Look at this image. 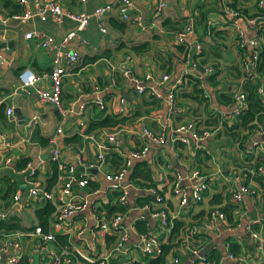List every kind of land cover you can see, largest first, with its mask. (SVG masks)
I'll return each instance as SVG.
<instances>
[{
	"label": "crops",
	"instance_id": "1",
	"mask_svg": "<svg viewBox=\"0 0 264 264\" xmlns=\"http://www.w3.org/2000/svg\"><path fill=\"white\" fill-rule=\"evenodd\" d=\"M56 1L65 9L80 12L91 11L105 4H115L118 0H86L85 3L79 0ZM133 1L143 16V24L147 26L145 30L121 21L116 10H113L102 21L106 34L100 33L92 22L85 33L76 37L69 45L79 57L74 66L66 69L62 100L65 107L73 108V114L61 122L52 105L38 103L33 94L21 95V124L15 115L9 118L5 114L7 107L14 109L13 102L20 85L18 73L23 69L31 70L42 77L41 84L49 88L47 77L51 70L47 54L38 47L36 41L24 40V35L43 31L59 41L74 29V25L68 21L54 25L50 20L45 23L32 20L20 25L14 16L2 8L0 0V16L7 18L6 30L0 25V38L4 29L6 44L3 46L7 48L0 52V132L4 134L0 137V155L11 158L8 168H0V216L5 215L0 221L16 218L23 229L40 226L35 211L41 207L25 203L27 191L21 195V204L13 209L10 206L11 196L19 191L23 193L26 189L24 168H17V164L23 160L37 168L42 187H53L48 180L51 175V151L55 147L52 139L55 136L58 137L56 145L60 160L66 166L76 167L79 173H84L102 190L109 186L105 175L116 170L112 158H122L124 161L130 152L147 145V156L131 163L123 181V185L129 187L126 212L123 214V226L128 229L129 238L124 250L109 258V264H147L148 259H152L141 252L139 232L135 228V223L142 221L145 222V231L159 232L158 220L143 211L139 203L140 198L151 196L147 191L150 184H154L157 191L165 197V207L173 221L179 220L187 224L197 218L196 221L200 223L194 226L202 231L207 220L209 222L208 213L211 211L222 212L227 224L228 218H232L235 229L231 231L224 230L225 222L214 221L209 230L200 233L206 238V255L212 252L218 255L216 264H264V247L262 250L258 249L257 243L245 233L250 220L264 219L263 188L251 177L255 175L253 161L264 159V127H260L261 119L244 124L240 117L233 118L229 106L231 96L242 91L245 83L250 81L258 85L264 84V78L258 69L251 73L243 69L244 56L237 47L234 27V24L238 25L246 38H257L264 50V15L258 13L256 0H167V8L158 18H154L152 15L156 0ZM225 6L235 9L239 15L231 19L225 14ZM190 16L196 19L192 40L201 45L199 52L194 49L191 51V61L187 57V48L178 45L175 39V33L186 24ZM110 19L124 24V29L118 31L109 28ZM208 21L213 24V34L209 41L206 39ZM82 39L86 41L85 44ZM144 44L148 45L146 52L136 53L132 50L133 46ZM92 57L100 58L88 62ZM194 60L198 62L196 68L191 64ZM205 68L212 69L210 76L204 74ZM126 71L142 80L146 90L154 86L156 94L161 98H155L148 91L137 94L134 85L121 76ZM165 75L168 76V81L160 83ZM168 94L174 98L172 105L167 103ZM121 100L124 102L121 103ZM261 102L264 104V100ZM122 109L124 112H121ZM106 117L122 122L113 128L96 129L87 133L90 124L103 121ZM189 122H195L200 133L208 134L205 141L197 144L186 135L189 142L183 144L181 137L174 135L175 127ZM58 128L61 129L59 135ZM143 129L156 136H163L164 144H152L142 136ZM111 134H115L116 142L110 145L100 167L96 145ZM34 137H40L48 144L41 146L33 140ZM75 137H79L77 142H67ZM197 145L202 148H197ZM141 161L146 164L151 182H146L143 186L134 185L130 190L133 184L129 181V171L135 162ZM94 170L96 174L90 173ZM194 170L199 171L208 182V191L201 203L182 207L179 197L173 192V176L179 173L182 180L178 185L188 191L190 185L197 182L189 179ZM243 184L255 193L251 196L244 195L241 203L234 205L230 201V195ZM9 190L11 195L8 194L9 197L5 199ZM89 191L90 189L82 192ZM216 196H223L220 204H212ZM225 196L228 197L227 200L224 199ZM153 201L148 204H154ZM111 206L114 208L117 205ZM162 206L155 204L151 207L159 209ZM224 208L226 212L223 211ZM111 216L106 215L107 218ZM48 227L49 219L45 230ZM92 228L93 219L86 210L74 215L66 224L56 227L54 235L56 240L64 239L67 246L70 241L76 247H85L91 244L89 231ZM189 229L186 226L185 231ZM255 230L264 236V224L256 226ZM80 231L83 234L79 239ZM166 236L170 239V235L163 234L160 238L164 239ZM115 237L116 235H107L100 239L96 250L107 252ZM228 240L242 250L241 263L225 256L224 247ZM21 244L24 253L21 262L48 263L49 256L39 250L36 239L26 235L22 237ZM47 246L49 250H61L65 247H58L56 241ZM7 255L0 260V264H6ZM187 256L185 264H189ZM172 257L170 255L168 263ZM29 259H32V263ZM209 264L215 263L210 261Z\"/></svg>",
	"mask_w": 264,
	"mask_h": 264
},
{
	"label": "built area",
	"instance_id": "2",
	"mask_svg": "<svg viewBox=\"0 0 264 264\" xmlns=\"http://www.w3.org/2000/svg\"><path fill=\"white\" fill-rule=\"evenodd\" d=\"M15 5L20 7V13L14 17L19 21L20 25H24L32 20H37L40 23L48 22L49 20L54 25H61L68 21L74 25V29L68 32L61 40L56 41L52 36L46 34L43 31H33L24 35V40L36 41L38 47L43 50L50 58L51 70L48 74L49 88H45L42 84V77L37 75L28 69H23L18 73L19 80V91L21 95L33 94L40 104L52 105L59 115L61 122L65 121L67 117L73 114L72 107H65L62 100V86L66 77L67 67L74 66L78 61V53L72 51L69 48L71 42L78 36H82L89 25L94 22L100 33L106 34L107 30L102 25L103 19L110 14L113 10H116L119 18L123 22H129L134 24L138 29L145 30L147 26L143 24V16L139 11L136 3L133 0H118L115 4H105L91 11L81 10L80 12H73L69 9H65L61 3L56 0H10ZM81 3H85L86 0H79ZM227 0H223L226 2ZM256 6L259 9H264V0H256ZM167 8V0H156L154 3L153 17L158 18L162 12ZM225 14L231 19L239 15V13L229 7H224ZM196 19L194 16H190L187 19L185 28L182 32L175 33L176 43L180 46L187 48V57L189 61L193 60L189 58L191 51L194 49L199 52L201 45L199 42L193 41L192 37L194 34V25ZM7 24V18L0 16V25L5 29ZM212 22L206 23L207 32L206 39L209 41L212 38L213 28ZM237 38V47L243 53L242 67L243 69L251 73L257 72L258 66L260 65V55L263 52V45L257 38H246L243 31L238 25L234 24ZM0 38V52L5 51L7 48L3 46L6 44L5 31ZM6 30V29H5ZM82 43L86 41L82 39ZM193 67L198 66V62L194 60L191 63ZM212 69L205 68L204 74L207 76L211 75ZM122 78L130 81L134 85L137 94H143L145 91L150 92L152 96L159 99L161 98L156 94L154 86H151L146 90L145 84L142 80L134 78L129 71L121 74ZM262 78H264V71L262 72ZM148 79V78H147ZM160 83L165 84L168 81V76L165 75L161 78ZM256 93L261 100H264V84L257 85ZM204 98H207L205 96ZM174 98L171 94L167 96V103L172 105ZM124 101L121 100V103ZM246 95L242 92H235L231 96L230 112L233 118L240 115L243 110H246L247 106ZM2 101L0 100V106ZM121 112H124L122 109ZM7 117L11 118L14 116L13 109L7 107L5 109ZM260 127H264V117L260 121ZM264 131V130H263ZM61 133V129H57V135ZM142 136L148 139L152 144L162 146L165 142L163 136H156L147 129L142 130ZM4 134L0 132V137ZM174 135L181 137V142L187 144L189 141L185 138L186 135L190 136V140L200 144L208 137L206 132L200 133L195 122L185 123L179 125L174 129ZM58 137L52 139L55 144L54 149L51 151L50 160L56 164L57 174L55 180L52 182L53 187L47 188L42 187L38 180V170L31 163H27L24 167L25 178L24 192L21 191L14 193L11 196V208H15L21 204V195L27 191V197L25 200L26 204L35 205L41 207L44 204L50 205L53 210L49 216V227L47 230H43L41 226H35L31 232L23 233L16 231L12 234H1L0 233V260L5 254L6 264H19L23 258V247L21 239L24 236H29L36 239L39 250L43 253L48 254L49 259L47 264H109L108 260L111 256L116 255L118 252H122L125 248V244L129 238V231L123 226V214H114L110 218L106 217L107 208L112 204H116L120 207H126L128 189L129 187L123 185V181L127 175L128 168L131 166L133 161L144 159L148 152L149 146H141L138 150L129 153L128 158L124 159L122 166L115 172L105 175V181L108 183L106 190L98 187L95 190H90L88 193L82 191L89 190L88 182L90 181L84 173H79L76 167L66 166L63 161L60 160V152L57 148ZM115 134L107 136V139L96 145L97 148V160L100 162V167L104 163L105 154L109 151L110 145L115 143ZM197 148L201 149V145H197ZM11 165V158L0 155V168H8ZM87 167V166H86ZM85 167V168H86ZM257 173L261 178L264 179V165L256 168ZM174 188L173 192L179 197L180 206L196 205L204 200L205 194L208 191V182L199 173L194 170L191 172L189 179L197 181L190 185L189 190L186 191L184 188L179 187V183L182 177L179 173H175L174 176ZM2 184L0 182V188ZM134 188V185L130 187V190ZM151 197L154 199V204H145L142 207L143 211L149 213V215L158 220L159 232L153 233L149 230L145 233H139V244L141 252L150 258L157 257L160 254L161 246L167 244L169 236L164 239L160 238V235H170L173 227L169 211L165 207V197L157 191L156 188H149L147 190ZM110 192H117L119 196L112 198ZM254 190L246 185L239 186L238 189L234 190L230 195V201L234 205H239L244 195H254ZM155 204L163 205L159 209L152 208ZM88 210L93 219V228L90 232L91 244L85 247H76L69 241V246H65L61 250H49L48 244L56 241L54 235V229L62 226L69 222L74 215ZM5 215L0 216V220H3ZM209 222L204 225L203 230H209L214 221L225 222V217L222 212L211 211L208 213ZM264 224V219L254 218L247 223L245 233L253 241L257 243L258 249L262 250L264 247V236L259 235L255 227ZM227 225V228H226ZM224 227L225 231H231L235 229V226L226 223ZM197 226L190 228L184 235V243L188 245L192 238L198 236V247H188V259L189 264H209V258L207 257L206 250V238L201 235ZM80 233V235H79ZM79 239L82 237L83 232H79ZM107 235H116L114 241L110 244L109 249L105 253L98 252L96 246L99 240L105 238ZM232 243L228 240L225 244V256L241 263L243 261L242 250L239 255L234 254L231 250ZM32 263V259H29ZM169 264H180V258L173 256Z\"/></svg>",
	"mask_w": 264,
	"mask_h": 264
},
{
	"label": "trees",
	"instance_id": "3",
	"mask_svg": "<svg viewBox=\"0 0 264 264\" xmlns=\"http://www.w3.org/2000/svg\"><path fill=\"white\" fill-rule=\"evenodd\" d=\"M2 2V8L5 9L6 11L9 12V15L11 16H15L18 15L20 13V7L18 5H15L14 3H12L10 0H1ZM257 11L259 14L264 15V9H259L257 8ZM109 28L114 29V30H123L124 29V24L119 23L117 20L115 19H110L109 20ZM185 28V24L183 25V27L178 30L177 32H182L183 29ZM176 32V33H177ZM147 44L144 45H139V46H133L132 50L136 53H140V52H146L147 51ZM100 57H92L90 59H88V62H93L95 60H98ZM264 71V50L260 55V65L258 66V72L262 73ZM258 83H251L250 81L248 83H245L242 87V92L246 95V110H243L240 115L238 116V118H241V121L244 124H248L254 120H260L264 117V104L261 102L260 97L258 96V94L256 93V88H257ZM229 99H226V101H228ZM261 121V120H260ZM122 121H117L114 120L112 118L106 117L103 121L100 122H96V123H92L90 124L87 133L96 129H106V128H113L117 125H119ZM79 137H75L74 139H70L67 142H77ZM244 139L246 138V136L243 137ZM242 138V139H243ZM243 139V140H244ZM34 141H36L37 143H39V145L41 146H46L48 144L47 141L43 140L40 137H34L33 138ZM114 165L113 167L116 168L117 171L123 164V159L120 158H116L113 157L111 160ZM254 165L252 166L254 174L251 177L254 178V180H256V182L258 183V185L263 188V192H264V179L261 178L257 173H255L256 168L264 165V159L263 160H258V161H253ZM27 164L26 160L21 161L19 164H17V168L20 170L22 168H24ZM50 169H51V175L50 178L48 180V182L52 183L55 178H56V174H57V168H56V164L55 163H51L50 164ZM113 171V172H114ZM129 181L135 185V186H143L146 182H151V178L149 176V172L146 169V164L145 162L141 161V162H135L133 164V166L131 167L130 171H129ZM246 185V184H243ZM247 186V185H246ZM150 188H155L154 184H150L149 185ZM88 188L90 190H95L98 188V185L96 183H92L91 181L88 182ZM8 193L5 194L4 198L7 199L9 197L8 194L11 195V191H7ZM110 196L112 198H116L119 196V194L117 192H113L112 194H110ZM228 197L225 196L224 199L227 200ZM154 199L150 196H147L145 198H140L139 199V203L140 206H144L145 204L151 203ZM223 200V196H216L213 201L212 204H220L221 201ZM112 207V206H111ZM108 207L106 215L109 216H113L114 214H124L126 212V207H120V206H116L114 208ZM231 208V207H230ZM53 208L48 205V204H44L41 206V208L37 209L35 211V216L38 219V224L41 226V228L43 230H45V225H46V221L47 219H49L50 214L52 213ZM222 210V208H221ZM224 212H226V208L223 209ZM196 219H194L192 222L190 223H184L183 221H179V220H175L172 221L173 227L171 230V234H170V239L169 242L167 244H163L161 246V251L160 254L157 257H154L152 259H148L147 264H169L168 260L170 255L176 256L180 258V264H185L186 262V256L188 254L187 251V246L194 248V247H198L199 243L197 241L198 237L196 238H192L191 241L188 243V245H186L184 243V235H185V229L186 226L188 228H191L194 225H197V223H200L199 221L197 222ZM228 224L233 225L235 224V222H232V218L229 217L227 220ZM34 227H31L29 229H23L21 228L20 224H19V220L16 218H10L7 221H0V233L1 234H12L16 231H26V232H31V230ZM135 228L138 230L139 233H145V222L142 221H137L135 223ZM56 244L59 247H64L67 246V242L62 239V238H58L56 240ZM230 250L236 254L239 255L241 253V249L237 244H232L230 247ZM207 257L209 258L210 261L214 262L215 264L217 263L218 260V255L216 254V252H212L209 253L207 255ZM19 264H26V262L23 260V262H20ZM136 264V263H134Z\"/></svg>",
	"mask_w": 264,
	"mask_h": 264
},
{
	"label": "water",
	"instance_id": "4",
	"mask_svg": "<svg viewBox=\"0 0 264 264\" xmlns=\"http://www.w3.org/2000/svg\"><path fill=\"white\" fill-rule=\"evenodd\" d=\"M107 37V36H106ZM21 98V94H20V91L18 90L17 91V97H16V100L13 102V106H14V109H13V113L14 115L18 118V120L20 121V123L22 124L23 123V117H22V114H21V111L19 109V99ZM80 171H83V169H80ZM90 173H94L96 174V170L94 171H91ZM147 197V196H146Z\"/></svg>",
	"mask_w": 264,
	"mask_h": 264
},
{
	"label": "rangeland",
	"instance_id": "5",
	"mask_svg": "<svg viewBox=\"0 0 264 264\" xmlns=\"http://www.w3.org/2000/svg\"><path fill=\"white\" fill-rule=\"evenodd\" d=\"M151 197V196H150Z\"/></svg>",
	"mask_w": 264,
	"mask_h": 264
}]
</instances>
